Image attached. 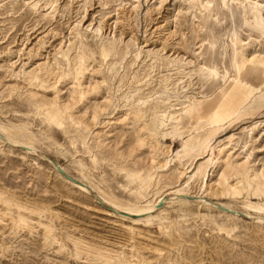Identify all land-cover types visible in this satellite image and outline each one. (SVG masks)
<instances>
[{
	"label": "rangeland",
	"instance_id": "rangeland-1",
	"mask_svg": "<svg viewBox=\"0 0 264 264\" xmlns=\"http://www.w3.org/2000/svg\"><path fill=\"white\" fill-rule=\"evenodd\" d=\"M263 56L264 0H0V264H264Z\"/></svg>",
	"mask_w": 264,
	"mask_h": 264
},
{
	"label": "bare ground",
	"instance_id": "bare-ground-1",
	"mask_svg": "<svg viewBox=\"0 0 264 264\" xmlns=\"http://www.w3.org/2000/svg\"><path fill=\"white\" fill-rule=\"evenodd\" d=\"M256 3V2H255ZM262 3V2H261ZM65 55H66V53H64ZM251 56V55H250ZM252 57V56H251ZM264 57V56H263ZM253 58H255V57H253ZM253 58H248L249 60H251V59H253ZM257 58H259V55H258V57ZM261 58V57H260ZM259 58V59H260ZM244 59H246V58H244ZM68 60V59H67ZM247 60V59H246ZM252 61V60H251ZM247 62H249V61H247ZM50 64V63H49ZM45 71H44V73L46 74V75H52V74H55V72H54V69L53 68H51L50 67V65H46L45 67ZM72 69V68H71ZM35 70V69H34ZM72 72V71H71ZM30 73V72H29ZM72 73H74V72H72ZM31 74L33 75V77L35 78V80L38 78L37 77V75L34 73V72H31ZM69 74H71V73H69ZM59 76V75H58ZM73 76V75H72ZM32 77V76H31ZM36 82H37V80H36ZM33 83V82H32ZM34 83H35V81H34ZM139 109V108H138ZM136 110V109H135ZM249 110V109H248ZM137 112V111H136ZM142 112V111H141ZM162 112V111H161ZM163 113V112H162ZM157 114V113H156ZM163 115H166V113H164ZM157 116V115H156ZM229 116V114H228V112L227 111H225V110H223V109H221V108H218V109H215V110H213L212 112H211V117H212V119H213V122H219V121H221V120H223V119H226L227 117ZM54 118V117H53ZM154 119H155V117H154ZM157 119V118H156ZM53 120V119H52ZM54 120H56V119H54ZM150 121H152V120H150ZM149 121V122H150ZM148 122V123H149ZM150 124V123H149ZM151 131H152V133H150V135L151 134H153V135H156V137H157V135H158V125H157V123L155 122V121H153V124H152V126L149 128ZM149 130V131H150ZM1 131H3V130H1ZM0 131V136L2 137V138H4L3 136H2V132ZM215 132V131H214ZM9 134V133H8ZM5 139L7 140V141H10V139L9 138H7V137H5ZM207 140H208V138H207ZM198 144H200V141H198L197 142ZM204 144H206V143H204ZM23 146V145H22ZM207 147V146H206ZM27 149H32V147H26ZM63 170H64V168L63 167H61ZM65 171V170H64ZM255 177H257V175L255 176ZM257 178H259V177H257ZM228 184V183H227ZM233 187V186H232ZM233 188H235V187H233ZM232 188V189H233ZM198 198L200 199V200H203L204 199V197L203 196H198ZM196 199V198H195ZM198 199V200H199ZM206 201V200H205ZM161 202H163V201H161ZM161 202H159L158 203V205L161 203ZM211 203V202H210ZM158 205H157V208H159L158 207ZM214 206L216 207H218L219 209H221L222 211H224V212H227V213H229V214H233V215H245L244 213H239V212H236V211H234V210H232V209H230V208H228V207H225V206H223V205H221V204H218V203H214ZM161 208V207H160ZM246 216V215H245ZM263 219L264 218H260V221L263 223L264 221H263ZM20 221V220H19ZM21 221H23L24 222V218L23 217H21ZM21 223V222H20ZM45 226V225H44ZM50 226V225H49ZM52 230L51 229V227L49 228L48 227V230ZM45 232H46V230H45ZM47 234H48V236H49V232L47 231ZM46 234V235H47Z\"/></svg>",
	"mask_w": 264,
	"mask_h": 264
},
{
	"label": "water",
	"instance_id": "water-1",
	"mask_svg": "<svg viewBox=\"0 0 264 264\" xmlns=\"http://www.w3.org/2000/svg\"><path fill=\"white\" fill-rule=\"evenodd\" d=\"M57 169H58V171L61 173V174H65V175H67L66 174V172L60 167V166H57ZM69 178H71L72 179V177H70L69 175H67ZM161 206V203L158 205V207H160Z\"/></svg>",
	"mask_w": 264,
	"mask_h": 264
}]
</instances>
